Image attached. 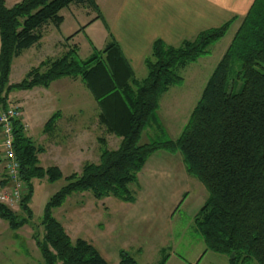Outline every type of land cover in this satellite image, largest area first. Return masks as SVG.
Masks as SVG:
<instances>
[{"label": "trees", "instance_id": "trees-1", "mask_svg": "<svg viewBox=\"0 0 264 264\" xmlns=\"http://www.w3.org/2000/svg\"><path fill=\"white\" fill-rule=\"evenodd\" d=\"M72 4L96 11V19L101 18L109 29L96 0H21L10 7L0 0V107L8 106L13 91L49 87L63 77L80 78L98 103L101 125L122 138L119 148L109 149L106 137H101L99 163H85L80 173L67 176V183L48 200L41 219L45 232L42 238L35 234L41 264H111L92 243L73 240L54 216V209L75 192L134 202L131 185L138 182L147 159L158 150L180 153L187 171L208 191L195 217L207 250L229 255L230 264L251 260L264 264V0H255L244 16L180 136L156 137L146 143L140 141L153 123L162 95L183 83L180 69L208 54L233 20L177 46L155 40L145 59L148 73L143 79L136 78L113 36L103 49L94 46L92 54L83 59L78 46L68 43L72 35L65 39L67 50L61 56L46 58L22 81L10 83L14 59L40 42L47 25L60 28L64 21L61 11ZM55 121L56 115L45 130L54 128ZM13 128L25 185L19 205L27 216L1 202L0 217L16 231L34 216L30 206L33 180L55 182L63 172L56 165H40L38 155L45 149L26 134L21 119L14 121ZM7 184L5 178L0 187ZM166 260L164 257L158 264ZM118 264L139 262L121 250Z\"/></svg>", "mask_w": 264, "mask_h": 264}, {"label": "crops", "instance_id": "crops-1", "mask_svg": "<svg viewBox=\"0 0 264 264\" xmlns=\"http://www.w3.org/2000/svg\"><path fill=\"white\" fill-rule=\"evenodd\" d=\"M254 1L255 0H96L109 25V29L106 28L101 18L96 19V11L79 4H72L68 8L70 12L69 17L71 18L70 23L68 22L64 10H62L61 13L64 16V21L60 28L51 24L47 25L43 30L42 39L34 46H36L37 49L48 46L53 53H57L55 55L61 56V54L67 50L65 39L69 36L73 35L68 43L78 46L79 36L86 33L89 42L98 49H100L99 47L102 45L101 49H103L107 43L112 40L113 36L134 70L136 78H138V72L146 73L145 75L147 76L148 69L145 64V59L150 54L152 44L155 40L161 39L169 45L177 46L184 40L195 38L202 31L221 27L230 20H233L231 26L237 24L238 30L244 16L248 13ZM80 16L82 17L81 19ZM68 26L71 28L70 32L65 31V28ZM219 42L220 40L215 44H219ZM34 46L27 50L30 51ZM227 48L224 50L222 57ZM27 50L19 57L25 54ZM55 55H48L46 58H55ZM31 57L32 55H30V59ZM17 58L18 57L14 59L13 65ZM46 58L39 60L38 65ZM188 65H191V63ZM183 78L182 84L171 86L163 95L168 94L174 88H181V85L186 84V77ZM74 80L76 79L72 77H63L53 81L49 87L37 86L30 90L13 91L10 97H12L13 102L22 109L23 115L21 121L25 125L26 134L30 138L33 139V134L30 131L33 128L34 118L44 123L41 140L45 144L39 146L44 147L45 150L38 155L40 165L44 168L56 165L62 172H64L63 168L65 165L77 166L73 171L80 173L85 163H99L100 161L102 146L100 141L101 137L95 135V130L93 129L103 130L102 128H104L107 133V143L109 145L111 140L114 144V149L119 148L122 138L117 136V138L115 137L114 139L112 137L113 134L108 133L106 128L101 125L99 120L100 108L97 113L96 122L92 123V128L85 124H82L80 128L77 129L72 127L73 124L70 123V116H72L75 111H77V114H82L83 112V93L82 100H79V95L77 93H67L66 104L63 108L59 109L55 105V100H57L58 97L51 91V88L58 82L72 83L75 82ZM10 83H12L11 80ZM163 95L161 98H163ZM43 115L48 117L47 120H44L46 118ZM54 115H56L55 127L45 130L46 123ZM65 118L66 125L61 132V135L64 137L61 138L57 135L56 131L59 128L60 122H63ZM153 123H157L156 118H154ZM94 125H96V127ZM179 136H170L168 138L175 139ZM43 160L49 161V164L44 165ZM135 184L136 186L132 188L136 196L134 202H124L116 197L110 196L97 199L100 205L97 203H95L94 206L91 205V209L97 212H99L101 208L105 210L99 215L103 220L98 221L97 225L108 227L112 232L117 231L122 237L131 235V238L135 240L130 246L136 254L146 249V241H150L149 237L167 234L169 232L172 233L170 229H167L168 220L171 222L176 218L177 211L180 208H192L191 213L194 215L193 228L194 231L199 233L195 217L206 201L208 191L197 177L191 175L187 171L180 153H171L165 150L154 152L150 155L145 166L139 172L138 182ZM198 206L200 207L199 210L195 211V207ZM81 210L84 217L90 218V216L86 214V205H83ZM92 215H95V212H92ZM96 221L97 220L93 221V228H95ZM66 231L73 240L78 239L73 238L67 229ZM102 231L96 230L92 236H89L90 239H83L92 243L105 258L103 251L106 250V246L105 242H103ZM164 248L165 247L160 249L164 254L159 262L164 257H167L165 264H195L194 261L185 260L177 254L167 253L166 255ZM205 248H207L206 244L202 250V256L204 251H206ZM121 250H126L131 253L127 248H121L119 250L117 264L120 261ZM197 259V261H199V256Z\"/></svg>", "mask_w": 264, "mask_h": 264}, {"label": "rangeland", "instance_id": "rangeland-1", "mask_svg": "<svg viewBox=\"0 0 264 264\" xmlns=\"http://www.w3.org/2000/svg\"><path fill=\"white\" fill-rule=\"evenodd\" d=\"M20 0H6V4L10 7L15 2ZM64 13L70 23L69 9H64ZM82 17L80 16V19ZM102 25V24H101ZM69 26L65 28L66 32H70ZM237 30V24L230 27L227 34L222 38L219 44H213L210 47V52L201 58H199L195 64L188 65L186 68L180 69V74L186 77L187 83L181 85V88H174L168 94L163 95L160 100L159 110L155 113L154 118L157 119V123H152L150 127L142 135L141 143L148 142L149 140L162 137L167 138L170 136H179L186 121L200 99L202 92L214 72L218 62L220 61L224 50L229 46ZM103 46V45H102ZM102 46L99 48L101 49ZM94 49V45L89 42L86 37V33L79 36L78 39V52L79 56L83 59L88 58ZM29 51V50H27ZM26 51V52H27ZM23 54L15 60V64L12 66L10 74V80L12 83H18L26 76V72L33 66L38 65V61L42 58H46L48 55L52 56L57 53H53L48 46L42 49H37L36 46L29 52ZM63 54V53H62ZM61 54V55H62ZM30 55H32L30 59ZM60 56V55H55ZM146 73L138 72V78L145 77ZM71 79V78H70ZM71 81V80H70ZM75 82H58L51 88L53 93L58 97L55 100L57 108L61 109L66 104L67 93L78 94L79 100H82L83 93V112L77 114V111L70 116V120L74 129L80 128L82 124L92 128V123L97 120V113L99 107L91 91L85 86L80 78L74 80ZM12 95V92L10 93ZM9 104L16 105L13 102L12 97L9 96ZM17 106V105H16ZM19 107V106H18ZM20 108V107H19ZM21 109V108H20ZM0 110L2 108L0 107ZM22 110V109H21ZM23 113V112H22ZM68 115V114H67ZM47 120L48 117L43 115ZM43 117V118H44ZM45 122V121H44ZM66 125V118L63 122H60L59 128L56 133L59 137L63 128ZM96 127V125H94ZM44 123L34 118L33 128L30 131L33 134V139L36 144L44 145L41 140L43 134ZM95 130V135L99 137H106L107 133L105 129ZM149 132V135H148ZM65 134V133H64ZM71 135V134H70ZM114 139L115 136H112ZM102 147V146H101ZM110 149H114V144L110 140L108 145ZM3 147H2V134L0 133V181L6 178L4 170L3 160ZM44 165H48L49 161L43 160ZM74 168V169H73ZM77 166H67L63 168V177L55 182L48 181L47 178L34 179V193L30 201V206L33 211V218L30 223L25 224L18 230H13L9 226V222L0 217V264H41L43 261L41 251L37 245L35 234L40 238L43 237L44 227L41 224L46 204L50 197L55 194L62 186L67 183L66 177L74 172ZM82 168V167H81ZM136 184H132L131 188H134ZM11 189L10 184L5 187H0V203L1 197L4 191L9 194ZM25 192V189L23 190ZM97 203L100 205L91 192H75L69 196L66 202L58 208L54 209V216L63 224V226L69 231L73 238H89L96 230L102 231V237L105 242L106 250H104L105 258L111 264H117L119 257V250L121 248H127L132 255L137 259L140 264H157L162 258L163 254L160 250L165 247V254H177L185 260L194 261L195 264H230V256L213 252L211 250L204 251L202 256V250L205 247L204 241L201 235L194 231V215L191 213L192 208H180L177 211L176 218L171 222L168 220V227L172 233L155 235L149 237L150 241H146V249L136 254L130 244L134 243L135 239L131 238V235L123 236L117 231L112 232L108 227L103 225H97L98 221H102V217H99L103 213L104 208L99 209V212L91 209V205ZM201 203V202H200ZM20 202L10 207L16 211L22 217H26V213L20 208ZM86 205V214L90 218H86L82 215V207ZM201 206V205H200ZM199 206L195 207V211L199 210ZM95 212V215H92ZM95 228H93V221ZM93 238V237H92ZM75 240V239H74ZM110 247V248H109ZM199 256V261H197ZM189 262V261H188ZM172 264V263H171ZM245 264H258L255 260L246 262Z\"/></svg>", "mask_w": 264, "mask_h": 264}, {"label": "built area", "instance_id": "built-area-1", "mask_svg": "<svg viewBox=\"0 0 264 264\" xmlns=\"http://www.w3.org/2000/svg\"><path fill=\"white\" fill-rule=\"evenodd\" d=\"M22 115V110L13 104H8L6 108L0 110L4 170L6 179L11 187L9 194L6 191L3 192L1 200L7 206L20 202L25 189L24 181L21 178L20 161L14 148L15 137L13 128L14 121L21 119Z\"/></svg>", "mask_w": 264, "mask_h": 264}, {"label": "water", "instance_id": "water-1", "mask_svg": "<svg viewBox=\"0 0 264 264\" xmlns=\"http://www.w3.org/2000/svg\"><path fill=\"white\" fill-rule=\"evenodd\" d=\"M232 257H234L235 256V254L234 253H232V255H231Z\"/></svg>", "mask_w": 264, "mask_h": 264}]
</instances>
